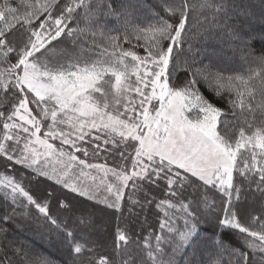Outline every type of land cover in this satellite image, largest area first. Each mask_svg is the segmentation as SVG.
<instances>
[{
    "label": "snow or ice",
    "instance_id": "1",
    "mask_svg": "<svg viewBox=\"0 0 264 264\" xmlns=\"http://www.w3.org/2000/svg\"><path fill=\"white\" fill-rule=\"evenodd\" d=\"M25 222L64 264H264V0H0V264H52Z\"/></svg>",
    "mask_w": 264,
    "mask_h": 264
},
{
    "label": "trees",
    "instance_id": "2",
    "mask_svg": "<svg viewBox=\"0 0 264 264\" xmlns=\"http://www.w3.org/2000/svg\"><path fill=\"white\" fill-rule=\"evenodd\" d=\"M149 220H152L153 217L149 213ZM143 219V216H141ZM28 223L34 224L33 228L28 225ZM29 228H25V227ZM41 222H27L23 223L19 226V231L10 233V235H14L18 239H22L30 246L36 248L37 250H41L48 254L49 258L52 261V264H64V260L66 259L64 253L58 249V246L55 242L44 241V236L49 235V230L46 227L45 230L41 229ZM203 227L207 228L209 232L211 231V225H204ZM41 229V230H40ZM42 231V232H40Z\"/></svg>",
    "mask_w": 264,
    "mask_h": 264
},
{
    "label": "rangeland",
    "instance_id": "3",
    "mask_svg": "<svg viewBox=\"0 0 264 264\" xmlns=\"http://www.w3.org/2000/svg\"><path fill=\"white\" fill-rule=\"evenodd\" d=\"M142 216H143V215H142ZM25 223H27V222H25ZM28 225H29L30 227H32V228H33V226H34V224H32V223H28ZM42 226H43V228H41ZM41 227H40V228L43 229V230H45V228H46V226H44L42 222H41ZM25 228H29V227L27 226V227H25ZM33 229H34V228H33ZM41 229H40V230H41ZM40 232H42V231H40ZM50 239H51V238H50V234L44 236V241H49V242H50V241L52 240L51 242H54L53 239H51V240H50Z\"/></svg>",
    "mask_w": 264,
    "mask_h": 264
}]
</instances>
